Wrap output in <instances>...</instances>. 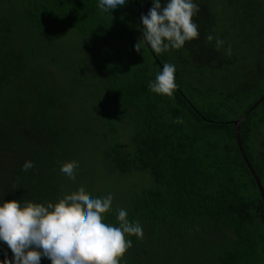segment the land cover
Wrapping results in <instances>:
<instances>
[{
  "label": "trees",
  "instance_id": "1",
  "mask_svg": "<svg viewBox=\"0 0 264 264\" xmlns=\"http://www.w3.org/2000/svg\"><path fill=\"white\" fill-rule=\"evenodd\" d=\"M195 2L198 38L159 56L143 44L142 53L136 51L132 40L139 42V17L151 0H132L113 14H102L97 0L0 6V198L55 203L80 187L93 197L110 193L106 223L118 226L123 208L152 241L162 233H197L228 249L219 264H249L258 256L264 199L238 146L235 121L264 96V0ZM134 27L139 34L131 38ZM66 33L82 37L84 45L73 62L59 63L58 39ZM228 33L240 41L230 43ZM246 46L256 66L245 72L235 49ZM164 63L176 67L172 97L148 89ZM84 92L83 104L93 111L78 115L74 101ZM106 124L96 167L83 141L96 143ZM240 135L264 191V100L242 122ZM26 160L34 166L22 171ZM73 160L74 181L59 171ZM6 249L0 243V261ZM40 264L50 261L42 257Z\"/></svg>",
  "mask_w": 264,
  "mask_h": 264
},
{
  "label": "clouds",
  "instance_id": "2",
  "mask_svg": "<svg viewBox=\"0 0 264 264\" xmlns=\"http://www.w3.org/2000/svg\"><path fill=\"white\" fill-rule=\"evenodd\" d=\"M132 0H97L98 10L113 14L123 10ZM147 14L139 17L141 32L136 51L140 45L147 46L159 56L171 50H179L186 42L198 38V26L193 17L199 12L195 0H151ZM207 39L211 41L212 36ZM223 41L217 39L219 48ZM231 55V49L225 50ZM176 67L164 63L155 79L149 81L148 89L157 95L172 97L177 88ZM34 164L26 160L22 171ZM77 161L60 165L59 171L66 179H76ZM113 196L89 195L83 187L66 193L55 203L45 201H6L0 198V243L7 246L0 264H40L41 258L50 264H120V259L132 246L126 236L143 237V228L138 221L130 222L125 209L117 210L118 226L104 222V214L112 207ZM12 253L8 258V251Z\"/></svg>",
  "mask_w": 264,
  "mask_h": 264
},
{
  "label": "rangeland",
  "instance_id": "3",
  "mask_svg": "<svg viewBox=\"0 0 264 264\" xmlns=\"http://www.w3.org/2000/svg\"><path fill=\"white\" fill-rule=\"evenodd\" d=\"M9 0H0V6L4 5L6 6V3H8ZM215 3L216 7H220L222 5V1H216ZM12 3V2H10ZM17 3H13V7H16ZM120 30L124 31L125 28H119ZM118 29V30H119ZM132 30L135 31V27L132 28ZM138 31L130 32L128 33L129 37L132 38L133 35H136ZM139 34V33H138ZM139 38V37H138ZM227 38L229 39V42L232 44H235L240 41L236 35L232 33L227 34ZM133 44H137V39H132ZM58 41L63 45L62 51L64 57L59 60V63L71 61L72 59H76L79 57L77 55L80 51V47L84 45V41L82 37L75 36L70 33H66L63 36H61ZM264 41L262 43H259V45H263ZM236 45V44H235ZM264 46V45H263ZM141 50L139 51L142 53L143 49L140 45ZM52 50V49H51ZM253 49L246 46L242 51L235 49V51L240 54L244 61V65L241 66V69H244L245 72L248 69H254L255 68V57L250 55L249 53L252 52L254 55H256L253 51ZM264 50V49H263ZM48 53V52H46ZM264 60V58H262ZM69 65V64H68ZM71 73V72H69ZM264 81V78H263ZM84 93H81L80 97H77V100L74 101V108L78 112V115H83L85 112L93 111L89 104H83V102L88 99V97H85ZM93 93V92H92ZM98 121H103V117L98 116ZM91 126L96 130L98 133V128L95 126L94 122H90ZM109 124L106 126L104 125V128H101V136L100 138H96V143L91 144L88 143L87 140H84V147H86L87 150V156L91 159V163L95 164L97 167L98 162L100 160L97 158L99 153H103L102 145L99 147L97 146V143L104 144L102 141V136L105 131H109ZM119 129L122 131L123 126H119ZM113 137V136H112ZM116 138V137H115ZM84 149V148H83ZM85 153V149H84ZM102 163V160H101ZM103 166V165H102ZM104 167V166H103ZM104 170V168H103ZM138 180V181H136ZM132 181L139 183L140 179L133 178ZM123 186H126V183H123ZM167 229H171L169 227L165 228V232H167ZM174 230H177V228H173ZM184 229V228H183ZM189 229V228H185ZM258 231H260L258 229ZM203 236V235H202ZM199 234H189L188 237H181L178 234H173L170 238V235L167 233H162V236L160 238H157L156 240L152 241L148 237H142L141 239L133 240L132 246L127 249L126 253L123 255V257L120 259V264H219V257L223 255L225 251H228V249L221 243L219 245L216 243L215 239L206 237H202ZM158 239L161 240V243L164 245L160 249L156 246L157 243H159ZM215 240V241H214ZM143 242L146 243V245H143ZM152 245V246H151ZM152 247V251H151ZM158 248V249H157ZM249 264H264V245L261 244V251L258 254V256L254 260H250Z\"/></svg>",
  "mask_w": 264,
  "mask_h": 264
},
{
  "label": "water",
  "instance_id": "4",
  "mask_svg": "<svg viewBox=\"0 0 264 264\" xmlns=\"http://www.w3.org/2000/svg\"><path fill=\"white\" fill-rule=\"evenodd\" d=\"M264 100V96L246 113L244 114V116L242 118H240L239 120H236L235 121V126H236V137H237V142H238V146L240 148V151L242 153V156L245 160V162L247 163L248 167L250 168L251 172L253 173L254 177L256 178V181H257V184L259 186V189L262 193V196H263V199H264V191H263V187L260 183V180L257 178L244 150H243V147H242V141H241V135H240V128H241V124L242 122L247 118V116L255 109L257 108V106Z\"/></svg>",
  "mask_w": 264,
  "mask_h": 264
}]
</instances>
